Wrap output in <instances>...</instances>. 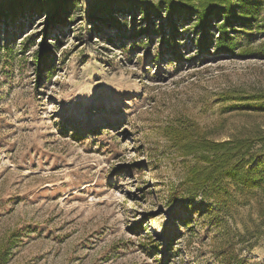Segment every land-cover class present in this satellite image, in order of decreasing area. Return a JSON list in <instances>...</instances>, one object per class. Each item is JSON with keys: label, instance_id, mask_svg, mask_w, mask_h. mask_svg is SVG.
I'll use <instances>...</instances> for the list:
<instances>
[{"label": "rangeland", "instance_id": "374dc122", "mask_svg": "<svg viewBox=\"0 0 264 264\" xmlns=\"http://www.w3.org/2000/svg\"><path fill=\"white\" fill-rule=\"evenodd\" d=\"M19 1L0 25V264H264L261 187L181 197L187 132L264 135V0L233 50L221 16L200 45L196 3L175 21L164 0ZM251 156L264 173V141Z\"/></svg>", "mask_w": 264, "mask_h": 264}, {"label": "trees", "instance_id": "16d2710c", "mask_svg": "<svg viewBox=\"0 0 264 264\" xmlns=\"http://www.w3.org/2000/svg\"><path fill=\"white\" fill-rule=\"evenodd\" d=\"M37 0H31V3ZM166 1L163 8L166 15L170 20L180 17L182 14L193 13V8L198 5L196 12V35L202 36L200 45L205 47L209 44L207 36L209 29L213 23L212 18L221 16V22L218 24V32L215 39L217 47L225 50H233L235 45L232 43V32L236 23H245L249 15V11L245 9H253L257 4L253 3L254 0H236L239 4H232L235 0H164ZM19 4H24L19 0H10L7 5H3L0 1V25H7L10 21L22 14L23 6L18 8ZM222 4L221 8L216 4ZM131 7V6H130ZM150 7L146 6L141 8L140 11L144 12V19L150 20ZM124 6L118 9H123ZM155 14L160 6H153ZM107 16H111V12H107ZM173 24V23H171ZM176 29L172 26L171 34H174ZM137 35L133 33V36ZM171 36V35H170ZM169 37L168 39H170ZM169 41V40H168ZM50 45V44H49ZM45 42L40 43V47L34 51V57L38 61H44L51 52L50 46ZM260 104L254 106L258 107ZM191 130V128H187ZM187 140V151L185 154L196 152L197 160L189 166L188 174L185 179L186 189L183 190L181 197L191 204L195 197L201 196L205 198L208 194L220 196L223 190L222 182L224 179L229 178L244 189H253L261 187L264 191V173L257 170V167L252 166L253 157L246 158L250 148L256 141H264V135L257 136L256 138H229L223 141H215L203 136L201 134L194 135L187 132L182 139ZM187 197V198H186ZM174 198V197H173Z\"/></svg>", "mask_w": 264, "mask_h": 264}]
</instances>
